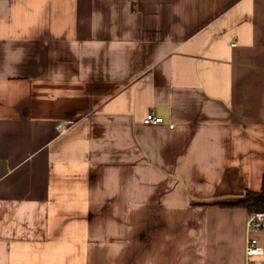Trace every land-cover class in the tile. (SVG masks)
<instances>
[{"label": "crops", "instance_id": "crops-1", "mask_svg": "<svg viewBox=\"0 0 264 264\" xmlns=\"http://www.w3.org/2000/svg\"><path fill=\"white\" fill-rule=\"evenodd\" d=\"M263 187L264 0H0V264H246Z\"/></svg>", "mask_w": 264, "mask_h": 264}, {"label": "built area", "instance_id": "built-area-1", "mask_svg": "<svg viewBox=\"0 0 264 264\" xmlns=\"http://www.w3.org/2000/svg\"><path fill=\"white\" fill-rule=\"evenodd\" d=\"M163 123V119L156 117L153 113H150L143 120L144 125H158ZM63 127L60 125V128ZM246 249L245 257L246 264H257L255 259L264 256V250L258 245L257 239L251 235L255 233L264 232V212L251 213L246 220Z\"/></svg>", "mask_w": 264, "mask_h": 264}, {"label": "trees", "instance_id": "trees-1", "mask_svg": "<svg viewBox=\"0 0 264 264\" xmlns=\"http://www.w3.org/2000/svg\"><path fill=\"white\" fill-rule=\"evenodd\" d=\"M238 206L245 208L250 214L264 212V187L259 193L246 192L244 200Z\"/></svg>", "mask_w": 264, "mask_h": 264}]
</instances>
